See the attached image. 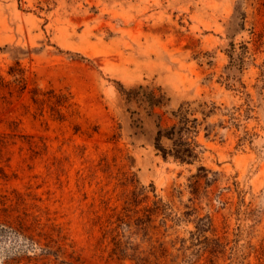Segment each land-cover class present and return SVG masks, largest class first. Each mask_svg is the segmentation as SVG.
<instances>
[{
    "label": "rangeland",
    "instance_id": "1",
    "mask_svg": "<svg viewBox=\"0 0 264 264\" xmlns=\"http://www.w3.org/2000/svg\"><path fill=\"white\" fill-rule=\"evenodd\" d=\"M0 222V264H264V0H0Z\"/></svg>",
    "mask_w": 264,
    "mask_h": 264
},
{
    "label": "trees",
    "instance_id": "2",
    "mask_svg": "<svg viewBox=\"0 0 264 264\" xmlns=\"http://www.w3.org/2000/svg\"><path fill=\"white\" fill-rule=\"evenodd\" d=\"M160 103L161 97H158L157 104ZM189 111L190 108H188L187 110H180L179 115L183 126L179 128V131H177V126H174L171 128V130H167L165 132L166 134H163V131L161 130L158 133L159 142L157 143V149L165 158L173 157L175 160L181 163L188 164L194 162L198 158V154L196 152L198 145L192 140V138L188 136L189 134L195 132L193 129L196 128L195 126L190 125L191 121L187 118ZM192 122L198 123V120L195 119ZM164 137L174 141L173 147L171 149H168L161 144V141ZM11 237L25 238L27 236L23 234L21 225L13 226L12 224L0 222V246L5 238L11 240ZM25 240L27 239L25 238ZM11 253L12 252L7 251L4 254L3 264H14L16 262L17 258L13 256L14 254Z\"/></svg>",
    "mask_w": 264,
    "mask_h": 264
}]
</instances>
